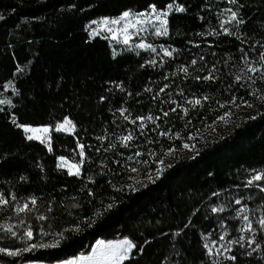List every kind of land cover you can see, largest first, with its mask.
<instances>
[{"label": "trees", "instance_id": "trees-1", "mask_svg": "<svg viewBox=\"0 0 264 264\" xmlns=\"http://www.w3.org/2000/svg\"><path fill=\"white\" fill-rule=\"evenodd\" d=\"M153 2L158 8H163L170 0H0V14L5 17L0 20V99L10 98L15 104V108L0 105L4 109L0 111V190L6 194L15 193L21 201L32 195L40 198L36 205L38 212L19 214L20 219L33 226L32 242H40L41 226L52 233L70 227L81 215L91 214L87 204L90 198L86 189L81 190L85 185L96 192L92 203L97 207L101 198L105 203L113 195L121 200L119 206L94 227L79 234L66 232L72 238L58 248L37 249L20 257H4L5 264L12 261L15 264L29 261L54 264L58 258L89 251L97 239L113 240L124 236L133 239L138 248L143 246L145 249L139 254L134 249L131 260L124 264H174L180 261L183 264H201V261L210 264L204 255L203 236L212 232L209 238H217L216 233L222 231L219 218L224 217L228 219L229 240L245 235L243 247L232 246L231 254L237 255L235 264H264L261 249L252 256L241 255L249 239L248 234L239 232L244 222L234 210L247 204L252 210L250 218L255 227L259 209L264 208V193L254 185L250 188L242 186L253 169L264 168V109L252 116H240L215 135L200 136L203 130L214 126L225 112L236 105L247 101V104L257 106L264 96V80H260L258 74L249 73L253 76L251 81L245 78L236 82L234 79L236 74L244 75L240 71L243 62L236 55L239 41L235 36L222 34L201 38L195 35L207 31L209 18L215 25L216 13L233 5L227 4L226 0H188L186 13L170 14V36L158 37L154 42L181 51L174 53L173 58L166 57L163 66L158 63L157 67L146 64L141 67L150 58L148 52L139 50L137 55L135 49L113 45L105 35L91 37L92 21L105 16L118 17L128 9L140 11ZM176 2L185 3V0ZM239 2L246 5L242 13L248 22L239 29L233 23L232 30L246 32L249 44L257 51H264L256 43L264 44V0ZM205 3L214 7H202ZM199 16H205V19L200 20ZM177 30L180 35H176ZM189 40H194V43L188 44ZM201 40L208 43H201ZM113 49L118 53L115 57ZM213 52L216 55H212ZM230 53L233 59L228 58ZM200 55L205 57L204 61L198 59ZM250 55L255 60L256 54ZM194 58L198 63L189 67L190 75L185 79L178 67L190 65ZM212 63L217 64L220 71L216 75L222 79H193L197 74L207 75ZM201 65L206 67L204 72L199 71ZM17 67L21 68L20 72L16 71ZM164 76L168 79L165 80ZM10 80L18 93L4 87ZM108 81H123L132 97L114 89L109 101L101 102L100 95L110 87ZM165 83L170 87L160 93L159 89ZM229 85L233 87L229 88ZM146 88L151 92L145 91ZM177 88H182L183 94ZM154 95L158 96L156 101L151 99ZM204 96L209 99L204 101ZM195 98L202 100V106L188 103ZM171 101L188 107V114L177 108L165 119L159 108L168 111L175 107ZM121 106L131 110V118L147 115L151 110L160 120L146 122L141 136L140 121L132 125L115 111ZM12 113L18 117V123L34 125L70 116L78 126L76 135L81 138L80 142L94 146L91 149L86 147L91 163L86 160L83 175L70 176L66 169L56 167L59 155H67L71 159V151L75 149L78 152L76 136L54 132L53 152L49 153L46 145L26 139L23 130L12 122ZM161 130L169 134L162 136L159 134ZM128 131L133 132L134 139L129 142L131 146L125 148L119 137ZM102 135H107L108 139L97 140ZM110 143H115L117 148L104 152L103 148H108ZM185 143L194 145V149L189 152L181 150ZM101 146V152L97 153L95 148ZM169 148L174 149L173 156L168 154ZM137 150L142 155L128 163L140 168L142 173L148 167L159 168L157 158L172 166L147 188L118 194L105 181L130 182L128 177L136 174L124 168L123 164H114L113 158L123 161L119 152H124L126 157ZM103 158H107L108 169L105 171L119 172L120 177L107 175L101 178L97 175L93 185L87 177L98 171ZM140 161H147V164ZM21 176L25 179L21 180ZM238 184L241 187L237 188ZM214 191H219L220 196H212ZM226 196L233 200L243 197L241 205L233 203L224 213H212L211 207L218 205ZM77 203L84 205L82 210L75 207ZM196 209L200 211L196 212ZM40 213L49 218L38 220L36 217ZM8 216H12L13 222L18 218L13 210H5L0 213V223ZM189 220L191 225L185 228ZM181 228L184 232L176 236L175 232ZM19 231L22 232L23 228ZM0 235L4 234L0 232ZM255 235L256 242L264 248V232L258 231ZM51 239V235L44 237V242ZM145 240L150 242L145 244ZM0 246L23 247L24 243L8 237L0 240ZM252 246L255 247L254 244Z\"/></svg>", "mask_w": 264, "mask_h": 264}, {"label": "snow or ice", "instance_id": "snow-or-ice-1", "mask_svg": "<svg viewBox=\"0 0 264 264\" xmlns=\"http://www.w3.org/2000/svg\"><path fill=\"white\" fill-rule=\"evenodd\" d=\"M188 0H185V3H177L176 0H170L163 8H158L157 3L153 2L148 5L147 8L140 11H133L132 9H128L122 12L119 17L109 18L107 16L102 17L98 21H92V25H97V27H92L90 35L91 37H95L101 34V30L111 33L113 39H119L121 36L123 38V45L131 46L132 49L136 50V54L139 55L140 49L146 50L150 53V58L144 61V65H148L151 67H157L158 63L160 66H163V62L166 57L173 58L174 53L178 54L181 50L171 46L165 45H157L154 42V38L156 37H169L170 36V26H169V16L170 14L176 13H186L188 8L185 4ZM226 3L229 5H233V7H226L222 12L218 11L216 13L217 23L213 25L211 23V19L208 21L207 31H200L195 35L198 37H219L222 34L227 36H235L239 41V47L237 48L236 55H238L239 60L243 62V66L240 71L244 73V75L236 74L234 79L236 82H240L247 78L248 80H252L253 76L249 75V73L255 75L258 74L260 80H264V51H257L251 44L248 42L247 33H240L239 31H233L231 25L235 23L237 29L240 26L246 24L248 19L243 16L242 9L246 6L241 4L239 0H226ZM72 7H75L73 5ZM204 8H212L214 7L211 3H205L202 5ZM13 11H15L13 9ZM223 17V18H220ZM4 15L0 14V20H4ZM39 19V18H34ZM200 20H204L205 16H199ZM132 29L133 31H130ZM181 33L177 30L176 35H180ZM133 37L138 39V43L133 40ZM150 39H153V42H149ZM194 43V40H189L188 44ZM201 43H208V41L201 40ZM215 43V42H213ZM260 44V47L264 49V44H261L260 41L256 42ZM199 46V45H197ZM219 45L217 44V47ZM159 49V50H158ZM162 50V51H161ZM250 53H255V60ZM113 57L118 55L117 51L113 49L112 52ZM212 55H216L214 52ZM159 58V62L158 59ZM229 59H233V55L229 54ZM200 61H204L205 57L200 55L198 57ZM198 60L196 58L191 59L190 65H182L178 67V71L184 73V78L187 79L190 75L189 67L196 66ZM227 64V61H225ZM206 70L205 65H201L199 67L200 72H204ZM17 72L21 71V68L17 67ZM220 69L217 67L216 63L211 64V69L207 70V75H195L193 79L200 80H220L221 76H217ZM231 74V73H229ZM164 79L167 80L168 77L164 76ZM110 87L106 89L105 94L100 95L99 100L101 102H108L109 98L114 94V89H119L121 93L127 94L129 98L132 97V93L128 92L125 89L123 81H108ZM5 88H11L13 91L18 93V89L15 88L13 81H8L5 85ZM170 87L169 83H165L163 87L159 89L160 93H163L165 89ZM229 88L233 87L232 85L228 86ZM240 87H244L243 84H240ZM181 94H183L182 88H177ZM145 91L151 92L150 88H146ZM254 94V93H253ZM137 96L140 93H136ZM151 99L156 101L158 96H152ZM204 101L209 99L208 96H204L202 98ZM140 101H137L139 103ZM234 102V101H233ZM127 103V101H125ZM164 103H169V101H164ZM171 104H174L175 107H170L168 111H165L163 107L159 108V111L162 112L163 117L166 119L169 116V112L175 113L177 108H182L185 115L188 114L189 108L180 104L177 101H171ZM189 104L196 106H202V100L200 98H195L188 101ZM248 102L245 101V104ZM0 105H7L15 108V104H13L12 99H0ZM251 106V105H248ZM3 108H0V111H3ZM121 116H123L124 121H130L132 125H136L137 121H140L138 125L140 130V135L144 134V129L146 128V122L152 121L156 122L160 120L159 116H154L151 112L147 115H138L135 118L132 117V112L129 108L121 106L120 108L115 110ZM229 115L228 112H225V116ZM220 119H224V117H220ZM11 120L19 129H22L26 134V139L29 141H39L41 144L46 145L47 151L49 153L53 152V133L56 134H72L76 136V144L78 145V152L73 149L70 153L71 159L67 155H59L57 157V165L56 167L60 170H67V174L70 176L81 177L83 175V166L86 160L91 163V157H87L86 147L91 149L94 146L92 144L81 143V138L77 136V124L70 116H63L60 120H49L45 123H18V117L15 113L11 114ZM119 126V125H117ZM160 135H168L169 133L161 130ZM175 135H179V133H175ZM107 135H102L97 137V140L103 141L107 140ZM134 135L132 131H128L126 135H122L119 137V140L122 142L125 148L130 147V141H133ZM138 148V146H136ZM185 148L192 147L194 149V145H190L188 143L184 144ZM117 145L115 143H110L108 148H103L104 152L109 151V149L115 150ZM102 146L95 148L97 153L101 152ZM174 149L169 148L168 154H172ZM119 157L124 158L123 161L120 158H113V163L117 165L123 164L124 168H126L131 173H135L136 175H130L128 177V181L130 182H113V180H106L107 185L114 189L116 193H134L138 192L143 188H147L149 184H153L157 179L163 176L165 170L170 168L172 165L165 164L164 160L157 158V163L160 165L159 168H146L143 173L141 169L138 167H134L129 161H132L134 157L139 158L142 153L140 151L134 152L132 155H128L125 157L124 152H119ZM151 155V154H150ZM77 156L79 159H77ZM107 158H103L100 161V167L95 174L88 175L87 179L93 184H96V176L99 175L101 178L106 177L107 175H111L115 178L120 177L119 172H113L111 170L105 171L108 169L107 163L105 160ZM140 163L147 164V161H140ZM42 167V166H41ZM155 173V175L153 174ZM139 177V178H138ZM21 180H24L25 177L21 176ZM264 181V168L260 170L253 169L252 174L247 178L246 183L242 186L245 188H250L251 186H255L256 189L259 190L260 193H264V183H260ZM237 188L241 187V185H236ZM87 191V195L90 199H88L87 204L90 206V215H81L76 219L74 223L70 225V227L62 229L60 231H54L49 233L44 229L43 226L39 228L40 234V242H32L34 239V229L30 223H26L24 219L19 218L20 213L27 214L29 212L39 211L36 208L39 197L32 195L23 199L18 198L15 193L6 194L5 191L0 190V213L5 210H13V214L18 218L15 222L12 220V216H8L0 223V232L4 235H0V240H4L8 237L16 238L24 243L23 247H8V246H0V264H5L4 257H20L23 253H28L35 251L37 249H55L58 248L63 242L70 241L71 235H66L65 233L71 234H79L86 231L89 228L95 226V224L102 220L106 215L112 212L115 208L119 206L121 200L117 198L116 195H113L108 198L109 202L105 203L104 199L101 198L99 201V207L92 203V198L96 196V192L91 187L82 188L81 190ZM226 191V190H222ZM214 197H219L220 192L214 191L211 193ZM231 195V194H229ZM75 199V198H73ZM248 199H252V197H248ZM243 197L240 199H229L228 196L224 198L218 205L211 207L212 213H224L227 208H231L233 203L235 205H241V201ZM31 205V206H30ZM78 209H83L84 205L77 203L75 205ZM237 214L240 216V219L244 222L243 226L238 230L240 233L248 234L249 243L247 248L241 253V255L252 256L253 253L257 251V249H261L264 252V248L260 243L256 242L255 233L260 231L264 232V208L259 209L260 216L256 221V225L254 227L253 219L250 218V214L252 210L249 208L247 204H243L241 207L234 209ZM49 212L52 211L51 208L48 209ZM199 209H196V212H199ZM38 220H47L49 217L43 213H40L37 217ZM207 219V216L205 217ZM191 225V220L187 224H185V228H188ZM228 219L227 217L219 218V226L222 229L221 232L216 233L215 239H209L213 235L212 232L207 233V235L203 236V249L205 250L204 255L210 261V264H217L215 257H219L224 253H230L232 246L241 245L243 247V243L245 241V235H240L237 238H233L228 241L227 244H224L223 241L229 235V229L227 227ZM20 228H23V231H19ZM184 232V228H181L175 232L176 236H180ZM52 236V239L48 242H44V237ZM162 235H167V233H162ZM150 241L145 240L144 243L147 244ZM255 245L253 247L252 245ZM175 247V245H173ZM137 250V254L144 252V247H137V243L133 241L128 236H124L121 239H97L95 243L90 246L89 251H80L78 254L72 255L67 258H58L55 260L54 264H124L125 261H130L133 256V250ZM250 249V250H248ZM179 255V253H177ZM264 259V256H262ZM227 260L231 262V264H235L237 261V255L229 254L227 256ZM11 264H15V261H12ZM28 264H35L34 261H29ZM174 264H183V261L174 262ZM201 264H206V261H201ZM223 264V262H220Z\"/></svg>", "mask_w": 264, "mask_h": 264}, {"label": "rangeland", "instance_id": "rangeland-1", "mask_svg": "<svg viewBox=\"0 0 264 264\" xmlns=\"http://www.w3.org/2000/svg\"><path fill=\"white\" fill-rule=\"evenodd\" d=\"M119 17V16H118ZM109 18H112V17H109ZM113 18H116V17H113ZM101 18L95 20V21H98L100 20ZM92 27H97V25H90V31H91V28ZM130 31H133L132 29H130ZM99 35H105L107 38H109L113 45L114 44H117V46H123V47H126L125 45H123V38L122 36L119 38V39H113L112 36H111V33H108L106 31H103L101 30V34ZM158 37L154 38V41L157 39ZM133 40L136 41L138 43V39L136 37H133ZM149 42H153V39H150ZM127 48L129 49H132L131 46H127ZM140 50H143V49H140ZM159 50V49H158ZM143 51H146V50H143ZM162 51V50H161ZM148 52V51H146ZM149 53V52H148ZM150 54V53H149ZM158 58V57H157ZM248 105H251V104H245V103H242V104H239V105H236L232 110H230L228 113L229 115L227 116H222L224 117V119H219L218 122L214 125V126H210L208 127L207 129H205V131L203 130L202 133H200V136L201 137H209L211 135H215V133L223 130V129H226L228 128L232 122L234 120H236L237 118H239L240 116H252V115H255V113L258 111V110H261V109H264V96L262 97V99H260V102L257 106H254V105H251V106H248ZM181 150L185 151V152H189L192 150V147H189V148H182ZM173 156V154L171 155ZM171 156H169L171 158ZM58 162V161H57ZM248 236V235H246ZM121 239V238H120ZM209 239H215V238H209ZM229 241V238L226 237L225 240L223 241L224 244H227ZM250 242V241H249ZM232 249V248H231ZM231 254V250H230V253H224L222 254L221 256L219 257H215V260L217 261V264H220V262H223V264H226V262L228 261L227 260V256ZM24 264H28V263H24ZM42 264V263H41Z\"/></svg>", "mask_w": 264, "mask_h": 264}, {"label": "crops", "instance_id": "crops-1", "mask_svg": "<svg viewBox=\"0 0 264 264\" xmlns=\"http://www.w3.org/2000/svg\"><path fill=\"white\" fill-rule=\"evenodd\" d=\"M35 264H41L40 262H35ZM42 264H46V263H42ZM48 264V263H47Z\"/></svg>", "mask_w": 264, "mask_h": 264}]
</instances>
